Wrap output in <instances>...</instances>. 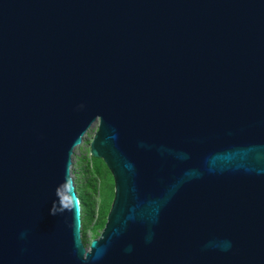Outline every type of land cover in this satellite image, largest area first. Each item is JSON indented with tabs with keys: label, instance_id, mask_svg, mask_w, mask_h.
<instances>
[{
	"label": "water",
	"instance_id": "1",
	"mask_svg": "<svg viewBox=\"0 0 264 264\" xmlns=\"http://www.w3.org/2000/svg\"><path fill=\"white\" fill-rule=\"evenodd\" d=\"M0 264H264V0H0Z\"/></svg>",
	"mask_w": 264,
	"mask_h": 264
},
{
	"label": "rangeland",
	"instance_id": "2",
	"mask_svg": "<svg viewBox=\"0 0 264 264\" xmlns=\"http://www.w3.org/2000/svg\"><path fill=\"white\" fill-rule=\"evenodd\" d=\"M94 131H95V128L90 130L86 136L83 137V141H82V144L80 146H78L75 150H74V153H73V167H72V177L74 179V182H75V187L79 186V185H83L86 181V179L88 180L89 178H94L95 181H96V187H97V190H96V194L91 197L90 195L87 196V200H90L92 199V202H93V215H92V218L91 220L88 219V217H85L83 219V214H82V224L83 226L85 227L84 228V235L85 237L87 238V241L85 242L87 245L89 244V242L91 241V239L95 238L96 236L94 235V231L92 229V227L94 226V223H97L101 218V214L99 213V205H100V196H99V191H98V187H99V179L97 178V176L95 175V173H93L94 171V166H95V169L98 171V175L101 179L100 183H101V186L99 187L100 188V191H101V203L103 205L104 203V199H103V193H104V190H105V181L107 179V175L105 173V169L103 168L102 164H100L98 162L97 157H93L92 161L93 163L89 162L88 163V167H89V170H84V171H79V166H78V158L80 156H83L85 155L88 159L91 158V155L89 153V143L93 137V134H94ZM100 159V158H99ZM94 164V165H93ZM87 167V166H86ZM88 191H91L90 194H92V191H93V188H91V186L89 187V190ZM85 193H86V190H85ZM109 205L111 206V203H112V200H109L108 201ZM86 205V204H85ZM104 215V212L103 214ZM100 218V219H99ZM97 232H101L100 229L97 230ZM81 233H82V228H81Z\"/></svg>",
	"mask_w": 264,
	"mask_h": 264
},
{
	"label": "trees",
	"instance_id": "3",
	"mask_svg": "<svg viewBox=\"0 0 264 264\" xmlns=\"http://www.w3.org/2000/svg\"><path fill=\"white\" fill-rule=\"evenodd\" d=\"M93 159V156H91L90 159H88L85 155L83 156H80L78 158V166H79V171H84V170H89V167H88V163L92 162ZM96 160H98V162L100 164H102L103 168L105 169V173L107 175V179L105 181V190H104V195H103V199H104V203L102 205V201H101V191H100V186H101V179L98 175V171L95 169V166H94V171L93 173H95V175L97 176V178L99 179V187H98V191H99V196H100V205H99V213L101 214L100 216V220L97 222V223H94V226L92 227L93 231H94V235L97 237L100 233L97 232L98 229L102 230L104 224H105V221H106V216H107V213L110 209V205L108 203L109 200H112L113 199V196H114V179H113V176L110 172V170L107 168V166L105 165V163L103 162L102 159H99L97 158ZM94 165V164H93ZM87 166V167H86ZM91 186V188H93V191H92V194H90L91 191H88L89 190V187ZM85 190H86V193H85ZM96 190H97V187H96V181L94 178H89L88 180L86 179L85 183L83 185H79L76 187V191L78 193V196H79V199L81 201V210H82V214H83V219L85 217H88V219L91 220L92 218V215H93V202H92V199L90 200H87V196H91L93 197L95 194H96ZM86 204V205H85ZM104 212V215H102ZM84 224V222H83ZM82 224V239H83V242L85 243L87 241V238L85 237L84 235V226ZM86 244V243H85ZM87 245V244H86Z\"/></svg>",
	"mask_w": 264,
	"mask_h": 264
}]
</instances>
